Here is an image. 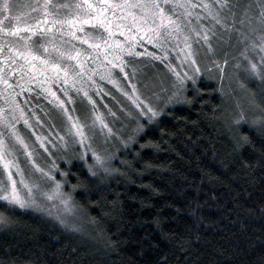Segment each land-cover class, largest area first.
<instances>
[{
  "label": "trees",
  "instance_id": "16d2710c",
  "mask_svg": "<svg viewBox=\"0 0 264 264\" xmlns=\"http://www.w3.org/2000/svg\"><path fill=\"white\" fill-rule=\"evenodd\" d=\"M235 80L231 95L201 75L116 143L108 173L70 157L60 179L74 222L0 202V264H264V130L252 124L264 118V81L242 69Z\"/></svg>",
  "mask_w": 264,
  "mask_h": 264
},
{
  "label": "snow or ice",
  "instance_id": "6c2138e0",
  "mask_svg": "<svg viewBox=\"0 0 264 264\" xmlns=\"http://www.w3.org/2000/svg\"><path fill=\"white\" fill-rule=\"evenodd\" d=\"M225 9L231 23L223 15ZM217 25L237 33L238 43L243 45L240 58L247 63L238 61L236 68L242 69L248 77L264 81V0H251L247 5H242L241 0H64L63 3L56 0H0V100L3 101V105H0V166L6 174V179L0 177V202L9 206L8 211L13 210L12 206L21 209L39 207L34 196V190L39 185L29 183L24 178L23 170L14 157L15 144L22 145L26 150L28 147L16 129V124L24 115L17 96L25 89L31 92V85L35 84L51 92L48 85L59 83L61 79L67 84L70 76L87 75L88 61H98L101 57L122 72L127 66L125 54L161 59L151 52L135 51L136 45L145 39L161 50L167 41L179 43L182 39L184 47L180 52L184 60L181 63H188L191 67L197 64L192 48L193 37L197 43L202 40L208 51L212 52L210 40L216 35ZM117 35L124 39H117ZM83 45H87V48ZM109 56L113 59L109 60ZM214 66L223 73L224 69L218 63L214 62ZM169 70L175 76V91L165 102H171L181 95L186 79H194V76L188 77L186 72L181 75L174 66L169 65ZM135 71L133 69V75ZM193 71L199 73L200 68L197 66ZM88 78L91 79L90 76ZM13 80L15 83L11 82ZM123 94L141 116L151 120L159 115L150 101L141 99L135 86L131 95L128 92ZM51 95L56 97L55 92H51ZM84 95L88 96V92L85 91ZM156 99L160 100L161 97L157 96ZM57 107L64 109L67 115L64 101L59 100ZM17 112L20 113L19 117ZM67 119L70 122L67 135L78 137L79 143L84 145L90 139L86 126L71 115H67ZM24 123L28 125L29 122L24 120ZM236 123L247 121L241 115ZM97 124L102 131L107 129L109 134L112 133L102 114L94 116L92 126ZM252 124H258L264 130V118L254 120ZM10 139L14 141L13 144H9ZM27 155L31 159L32 153L27 152ZM92 156L97 164L103 166L99 155L92 152ZM32 162L36 171L53 183L52 194L43 195L48 200L62 195L61 181L51 175V170L45 172L35 165V161ZM13 169L19 180L14 178ZM63 203L67 208L68 200ZM8 222L9 217L0 212V224Z\"/></svg>",
  "mask_w": 264,
  "mask_h": 264
},
{
  "label": "rangeland",
  "instance_id": "374dc122",
  "mask_svg": "<svg viewBox=\"0 0 264 264\" xmlns=\"http://www.w3.org/2000/svg\"><path fill=\"white\" fill-rule=\"evenodd\" d=\"M56 1L64 2V0ZM223 15L228 17V22L231 23V17L227 9L224 10ZM193 22L195 23V21ZM202 23L207 22L202 21ZM232 35H235V32L226 31L217 25L216 35L210 40L213 48L212 52L208 51L207 45H204L202 40L197 43L196 38L193 37L192 48L195 52L194 58L197 64L191 67L188 63H181L184 60V55L180 52V49L184 47L182 39L179 43L175 40L167 41L163 50L155 47L154 44H149L145 39L136 45L135 51L139 53L151 52L155 56H160L161 59H154L148 55L128 56L125 54L124 59L127 61V66L122 72L119 67H113L112 64H108L101 57L98 61H88L86 65L87 75L83 77L70 76L67 84L61 79L59 83L48 85L47 87H50L51 92L56 93V97H53L51 92L48 91H44V97L39 94L34 102L43 106V110L40 111L35 108L23 110V118L16 124L18 134L28 147L26 150L22 145L15 144L14 157L23 170L24 178L29 183L39 185V188L34 190V196L39 207L24 209L32 210L35 214L45 213L51 218L58 219V221L67 219L69 222H74L71 193L62 186V195L48 200L43 194H52L53 183L36 171L32 161H35V165L43 168L45 172L51 170V175L55 176L56 180L61 181V185L65 175L61 176L60 173L65 174L64 165L70 162V157L88 158V160L86 159L89 161L87 166L91 168L92 172L102 169L108 173L111 168L110 163L113 154L120 149L116 146V143L122 146L127 145L131 142L130 139L135 133H140L141 123L147 122L146 124L152 125L159 116L149 120L147 116L140 115L139 110L123 94L128 92L131 95L133 86H135L141 99L150 101L159 114L163 105L179 102L183 97V90L188 85L189 87L194 86L201 75L213 80L218 78L219 84L225 80L226 90L231 95L234 90L237 91L235 79L240 69L236 68V64L238 61L244 64L247 63L240 58L243 45L239 44V48L232 56H230L231 54L223 58L220 56V45L229 44L232 41ZM237 37L236 35V39ZM117 39L123 40L124 37ZM83 47L87 48L86 45H83ZM112 59L113 57L109 56V60ZM225 60L232 61V64H225ZM214 62L224 69L223 73L214 66ZM169 65L174 66L181 75L186 72L188 77L194 76V79H186L181 95L171 102H165L166 98L172 96L175 91L173 88L175 76L169 70ZM197 66L200 68V72L194 73L193 69ZM133 69L136 70L134 75ZM125 73H127V76ZM89 76L91 79L88 78ZM110 81H115V83ZM85 91L88 92V96L84 95ZM65 92H67V95H65ZM157 96L161 99L157 100ZM89 97H91V101ZM57 98L59 99L57 100ZM59 100L64 101V108L68 110L67 115H71L74 120L78 118L79 122L86 126V134L90 139L86 140L84 145L79 143L78 137L73 138L67 135L70 122L64 109L57 107ZM0 105H3V103ZM111 113H115V115L113 116ZM98 114L104 116L105 122L112 129L111 134L108 133L107 129L102 131L98 124L95 127L92 126L93 118ZM16 115L19 117L20 113L17 112ZM24 120L29 122L28 125L24 123ZM37 137H40V139H37ZM61 137L64 139H61ZM13 143L14 141L10 139L9 144ZM41 144H43V147H41ZM89 144L91 145L90 148L88 147ZM27 152L32 153L31 159ZM92 152L102 158L103 166L97 164ZM12 171L14 178L19 180V177L15 175V169ZM0 177L6 179L2 166H0ZM64 200H68L67 208L63 203ZM3 211L0 207V212Z\"/></svg>",
  "mask_w": 264,
  "mask_h": 264
},
{
  "label": "flooded vegetation",
  "instance_id": "af4514ba",
  "mask_svg": "<svg viewBox=\"0 0 264 264\" xmlns=\"http://www.w3.org/2000/svg\"><path fill=\"white\" fill-rule=\"evenodd\" d=\"M56 2L61 3L59 1ZM119 37L122 36L117 35L116 38ZM11 82L15 83L14 80ZM31 87L33 90L31 92H28L27 89H25V91L21 95L17 96V101L23 110H31V108H35L42 111L44 107L36 104L34 100L37 99V97H39V94H41L44 97L45 94L44 90L41 89L40 87H37L35 84L31 85ZM17 91H19V89H17ZM1 103H3V101L0 100V104Z\"/></svg>",
  "mask_w": 264,
  "mask_h": 264
}]
</instances>
